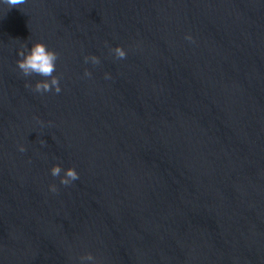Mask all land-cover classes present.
I'll return each instance as SVG.
<instances>
[{"label": "water", "instance_id": "95a60500", "mask_svg": "<svg viewBox=\"0 0 264 264\" xmlns=\"http://www.w3.org/2000/svg\"><path fill=\"white\" fill-rule=\"evenodd\" d=\"M35 41L58 55L59 93L34 92L25 85L41 77L16 68ZM53 164L79 178L60 185ZM85 253L264 264V0H26L0 12V264Z\"/></svg>", "mask_w": 264, "mask_h": 264}, {"label": "clouds", "instance_id": "9594fccd", "mask_svg": "<svg viewBox=\"0 0 264 264\" xmlns=\"http://www.w3.org/2000/svg\"><path fill=\"white\" fill-rule=\"evenodd\" d=\"M26 0H0V12L10 9L12 7L20 8L24 5ZM188 41H192L191 35L186 34L184 37ZM112 55L117 59H123L126 56L124 48L117 45L109 49ZM17 59L15 61L16 68L24 77H30L37 75L41 79L36 80L32 84H27L26 87H30L36 93H47L61 91L59 79L56 72V62L58 59L57 53L51 48L40 41L31 43L30 46L21 45L16 50ZM83 60L86 64L90 63L95 66L100 63L99 58L96 55H85ZM84 77H90L91 73L85 69L83 73ZM105 79H110L109 73H104ZM18 151L24 152V146L18 145ZM51 176L59 177L60 185H70L73 181L79 178L77 171L73 167L61 168L59 164H53L49 169ZM49 192L55 193L57 187L55 184L48 185ZM80 264H98L96 259L90 253H85L78 257Z\"/></svg>", "mask_w": 264, "mask_h": 264}]
</instances>
